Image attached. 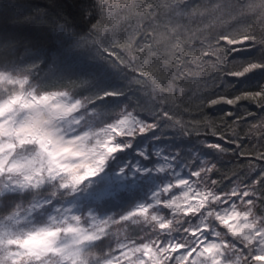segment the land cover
Masks as SVG:
<instances>
[{
  "label": "snow or ice",
  "instance_id": "snow-or-ice-1",
  "mask_svg": "<svg viewBox=\"0 0 264 264\" xmlns=\"http://www.w3.org/2000/svg\"><path fill=\"white\" fill-rule=\"evenodd\" d=\"M56 7L0 33V264H264V0Z\"/></svg>",
  "mask_w": 264,
  "mask_h": 264
},
{
  "label": "trees",
  "instance_id": "trees-1",
  "mask_svg": "<svg viewBox=\"0 0 264 264\" xmlns=\"http://www.w3.org/2000/svg\"><path fill=\"white\" fill-rule=\"evenodd\" d=\"M75 0H0V33L9 32L23 41L38 44L45 48H54L57 45V34L51 30V20L42 21L35 18L36 9L47 10L51 16H55L60 6L65 13H71L69 17H76V9L72 7ZM78 26L83 29V24L77 18ZM135 98H133V102ZM193 113L196 112L192 105ZM243 135V133H241ZM240 160L227 156L221 162L220 171L231 172L242 170ZM247 165V160H243Z\"/></svg>",
  "mask_w": 264,
  "mask_h": 264
}]
</instances>
